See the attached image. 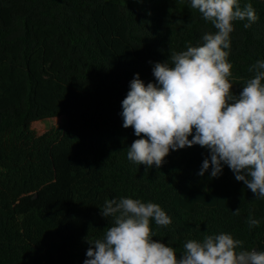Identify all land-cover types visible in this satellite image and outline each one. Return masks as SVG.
<instances>
[{
  "label": "trees",
  "instance_id": "16d2710c",
  "mask_svg": "<svg viewBox=\"0 0 264 264\" xmlns=\"http://www.w3.org/2000/svg\"><path fill=\"white\" fill-rule=\"evenodd\" d=\"M136 6L0 0V264H264V0Z\"/></svg>",
  "mask_w": 264,
  "mask_h": 264
},
{
  "label": "water",
  "instance_id": "95a60500",
  "mask_svg": "<svg viewBox=\"0 0 264 264\" xmlns=\"http://www.w3.org/2000/svg\"><path fill=\"white\" fill-rule=\"evenodd\" d=\"M260 249L255 247L251 253L222 255L211 264H259Z\"/></svg>",
  "mask_w": 264,
  "mask_h": 264
},
{
  "label": "rangeland",
  "instance_id": "374dc122",
  "mask_svg": "<svg viewBox=\"0 0 264 264\" xmlns=\"http://www.w3.org/2000/svg\"><path fill=\"white\" fill-rule=\"evenodd\" d=\"M126 1L137 5L136 7H139V8H144L145 7V3H146V0H126ZM242 122H243V124H244V126L246 128H256L258 126V123L253 121L249 116L243 117L242 118ZM66 123H67V118L63 117L61 123L59 125H57V126H55L54 122H52L50 120H46L44 122V125L46 127H48V128H51V127H59V128H61V127L65 126ZM214 261L215 260L213 259L211 262H209V264H211Z\"/></svg>",
  "mask_w": 264,
  "mask_h": 264
}]
</instances>
